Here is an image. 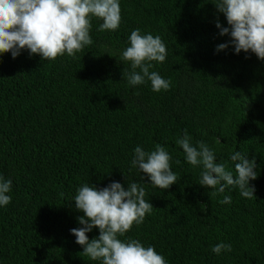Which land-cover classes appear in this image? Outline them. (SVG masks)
Returning a JSON list of instances; mask_svg holds the SVG:
<instances>
[{
    "label": "trees",
    "instance_id": "trees-1",
    "mask_svg": "<svg viewBox=\"0 0 264 264\" xmlns=\"http://www.w3.org/2000/svg\"><path fill=\"white\" fill-rule=\"evenodd\" d=\"M216 2L119 0V29L99 31L93 17V43L75 58L0 54V175L12 181L11 202L0 206V264H99L70 233L83 215L73 199L83 184L112 181L137 183L153 205L121 239L153 246L168 264H264V61L231 44L216 50L230 40L215 25L229 27ZM137 28L166 45L165 61L150 69L170 80L166 91L127 82L130 62L119 57ZM185 132L233 175L234 152L255 156L254 197L199 185L202 166L188 164L176 143ZM156 144L178 175L164 190L131 167L136 146ZM226 195L231 203H220ZM220 242L232 250L213 253Z\"/></svg>",
    "mask_w": 264,
    "mask_h": 264
},
{
    "label": "clouds",
    "instance_id": "clouds-1",
    "mask_svg": "<svg viewBox=\"0 0 264 264\" xmlns=\"http://www.w3.org/2000/svg\"><path fill=\"white\" fill-rule=\"evenodd\" d=\"M223 13L229 27H223L217 19L219 35H229L230 40L220 43L216 50H224L229 44L234 52L254 53L264 61V0H217L214 4ZM101 19L99 31H116L121 23L119 0H0V54L11 53L16 58L22 50L29 56L39 54L41 61H54L65 53L75 58L85 46L93 43L90 35L92 18ZM129 46L122 50L119 59L130 62L131 71L125 73L131 86L150 81L154 92L168 90L170 80L150 71L153 61L163 63L167 49L159 35L142 34L139 28L131 31ZM139 69V71H137ZM183 149L185 160L196 167L202 166L199 185L223 193L225 187L239 189L242 197L252 199L257 179L255 156L251 158L234 152L230 159L235 162V175L226 170L224 163H217L214 152L203 141L194 146L191 137L184 135L176 140ZM172 157L165 147L156 144L154 150L134 148L131 167L147 174L150 183L159 189H167L177 183L178 175L172 171ZM180 163L179 160L176 161ZM12 181L0 175V206L11 202ZM213 192V195L216 194ZM145 190L137 183L112 181L98 188L94 184L81 185L74 196V207L83 215L78 216L79 227L70 229L75 242L82 246V253L99 264H168L165 257L151 245L145 247L137 239H121L133 224L143 223L153 205L144 199ZM231 196L219 202L231 203ZM98 228L99 234L89 239L87 233ZM231 244L217 243L211 251L219 255L230 252Z\"/></svg>",
    "mask_w": 264,
    "mask_h": 264
}]
</instances>
